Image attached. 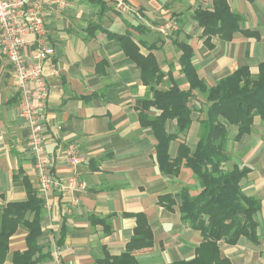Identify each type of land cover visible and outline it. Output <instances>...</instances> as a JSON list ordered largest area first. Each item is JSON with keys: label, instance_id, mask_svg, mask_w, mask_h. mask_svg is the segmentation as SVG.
<instances>
[{"label": "crops", "instance_id": "obj_1", "mask_svg": "<svg viewBox=\"0 0 264 264\" xmlns=\"http://www.w3.org/2000/svg\"><path fill=\"white\" fill-rule=\"evenodd\" d=\"M65 2L64 8H58L57 0H46L43 9L59 71L50 79L43 107L45 149L57 178L70 174L62 151L73 147L81 154L83 162L77 171L86 187L70 212L65 210L67 197L39 191L28 128L18 115L12 67L0 52V208L26 201L27 189L42 200L38 243L48 257L36 264H98L105 253L118 256L126 251L139 213L153 236L150 246L131 251L139 264L192 259L202 235L182 219L178 194L183 187L197 193L199 183L185 166L176 175L160 170L153 132L138 117L142 101L150 99L152 92L117 37L128 35L139 54L154 56L162 73L155 86L158 90L167 89L172 81L181 90L188 88L178 63L181 49L175 42L191 48L196 74L209 87L240 67H247L254 78L264 63V0H227L231 11L242 17L241 28L256 34L245 36L238 31L230 40L218 35L207 39L193 18L197 7L210 9L212 0H126L143 20L118 12L111 0ZM169 18L177 20L178 29L170 34L156 29V24ZM27 39L31 41L28 49H34L32 36ZM195 92L192 122L187 132L170 141L171 157L179 142L191 151L195 148L198 120L208 107L205 96ZM149 113L158 112L150 108ZM165 127L176 132L172 120ZM226 130L228 164L250 168L240 185L244 194L260 200L261 209L255 214L259 242H245L243 237L235 245L221 242V254L232 264H264V114L254 115L251 131L236 141L237 126L227 124ZM27 232L18 224L0 264H12L13 253L26 248Z\"/></svg>", "mask_w": 264, "mask_h": 264}, {"label": "trees", "instance_id": "obj_2", "mask_svg": "<svg viewBox=\"0 0 264 264\" xmlns=\"http://www.w3.org/2000/svg\"><path fill=\"white\" fill-rule=\"evenodd\" d=\"M193 18L207 39L211 35H218L230 40L238 31L245 36L256 35L241 28L242 17L231 11L227 0H212L210 9L197 7L193 11ZM117 38L122 42L124 51L139 65L141 80L152 92L150 99L142 101L138 117L141 125L153 132L155 157L160 170L176 175L180 167L185 166L191 170L200 186L195 194H191L188 187H183L178 195L182 219L201 232L202 241L192 259L169 264H232L229 258L221 254L220 243L235 245L243 237L257 244L259 235L255 214L261 209V203L254 196L244 194L240 185L250 168L228 164L226 125L237 126L233 138L236 141L251 131L254 115L264 114V63L259 64L258 74L254 78L247 67H240L209 87L196 74L191 61V48L182 42H175L181 49L178 63L188 88L181 90L172 81L167 89L158 90L155 86L161 82L162 73L154 56L150 53L146 56L139 54L138 47L129 40L128 35ZM195 91L204 95L208 104L205 116L198 120L200 128L195 148L191 151L184 142H179L175 156L171 157L168 152L170 141L187 132L192 122L197 97ZM150 108L158 113L150 114ZM167 120L174 121L176 132H167ZM41 206L42 200L32 189H27L26 201L8 203L0 208V263L8 239L18 224H23L28 230L26 248L13 253L12 264H36L48 257V254L42 253L38 243ZM135 217L136 227L126 251L118 256L105 253L97 260L98 264H139L131 251L150 246L153 236L145 216L139 213Z\"/></svg>", "mask_w": 264, "mask_h": 264}, {"label": "built area", "instance_id": "obj_3", "mask_svg": "<svg viewBox=\"0 0 264 264\" xmlns=\"http://www.w3.org/2000/svg\"><path fill=\"white\" fill-rule=\"evenodd\" d=\"M121 13L133 9L126 0H111ZM46 0H0V52L12 67L15 89L18 95V115L28 128V146L33 158L39 191L43 194L55 191L68 198L66 211L79 203V193L86 184L78 176L77 167L83 156L73 147L65 148L70 174L57 178L52 173V160L46 145L43 107L49 91L50 79L58 76L54 60V48L47 38L44 21ZM58 8H64L65 0H57ZM138 18L141 16L136 13ZM176 22H167L159 31L176 29ZM32 42L36 47L28 49Z\"/></svg>", "mask_w": 264, "mask_h": 264}, {"label": "rangeland", "instance_id": "obj_4", "mask_svg": "<svg viewBox=\"0 0 264 264\" xmlns=\"http://www.w3.org/2000/svg\"><path fill=\"white\" fill-rule=\"evenodd\" d=\"M129 5V4H128ZM129 7H131L130 5H129ZM133 10H131V11H129V12H127L128 14H133L134 15V17H135V19H137V20H143V16H142V14L140 13V11L138 10V9H135V8H133V7H131ZM136 13H138L140 16H141V18H138L137 17V15H136ZM173 20H175L176 22H177V20L176 19H174V18H169V19H166V20H163V21H161V22H159L158 24H156L155 25V27H156V29L158 28V30L161 28V27H163L167 22H170V21H173ZM178 23V22H177ZM179 28V26H177V28L176 29H178ZM176 29H172V30H168L167 32H165V33H171V32H174ZM169 33V34H170ZM199 96H201V97H203V95L202 94H200L199 93ZM242 240H244L245 242H247V240L245 239V238H243Z\"/></svg>", "mask_w": 264, "mask_h": 264}]
</instances>
